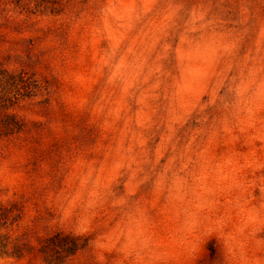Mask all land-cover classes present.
<instances>
[{
  "label": "rangeland",
  "instance_id": "rangeland-1",
  "mask_svg": "<svg viewBox=\"0 0 264 264\" xmlns=\"http://www.w3.org/2000/svg\"><path fill=\"white\" fill-rule=\"evenodd\" d=\"M0 96V264H264V0H0Z\"/></svg>",
  "mask_w": 264,
  "mask_h": 264
},
{
  "label": "trees",
  "instance_id": "trees-1",
  "mask_svg": "<svg viewBox=\"0 0 264 264\" xmlns=\"http://www.w3.org/2000/svg\"><path fill=\"white\" fill-rule=\"evenodd\" d=\"M16 82L24 84L22 77L19 75L16 77ZM11 98L14 97H9V103H3L5 108L12 104ZM0 99L2 100L1 102H5L4 96H0ZM19 129L20 125L14 122L12 115L0 118V138L4 135L13 134ZM18 217L17 213H13V206L4 204L0 200V257L19 258L24 252L25 247L21 245L18 240L11 239L8 233L10 228L17 222ZM79 247L80 244L77 238L54 234L43 242L41 251L44 255L46 264H61V260L74 255Z\"/></svg>",
  "mask_w": 264,
  "mask_h": 264
}]
</instances>
